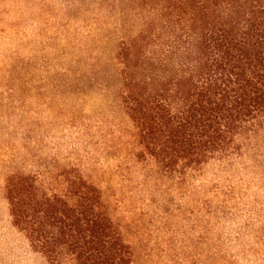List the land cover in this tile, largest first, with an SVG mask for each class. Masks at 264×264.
Returning a JSON list of instances; mask_svg holds the SVG:
<instances>
[{"label":"rangeland","instance_id":"374dc122","mask_svg":"<svg viewBox=\"0 0 264 264\" xmlns=\"http://www.w3.org/2000/svg\"><path fill=\"white\" fill-rule=\"evenodd\" d=\"M147 8L144 0H0V264H49L13 225L6 183L14 173L34 176L48 194L68 196L78 179L97 186L132 264H224L225 252L234 264H264V164L255 165L264 146L184 177L138 157L115 56ZM221 191L235 195L231 222L210 212Z\"/></svg>","mask_w":264,"mask_h":264},{"label":"trees","instance_id":"16d2710c","mask_svg":"<svg viewBox=\"0 0 264 264\" xmlns=\"http://www.w3.org/2000/svg\"><path fill=\"white\" fill-rule=\"evenodd\" d=\"M144 5L139 33L121 40L115 56L121 66L119 97L139 133V159L150 157L165 173L184 177L213 161L230 163L251 144L261 149L264 0H144ZM69 192H41L31 175L8 178L13 225L31 248L49 264H132V249L102 191L78 179ZM221 193L210 212L231 222L235 195ZM222 259L234 264L228 252Z\"/></svg>","mask_w":264,"mask_h":264}]
</instances>
